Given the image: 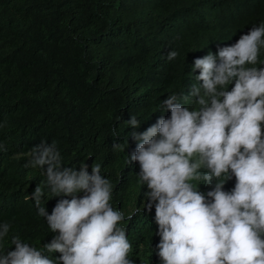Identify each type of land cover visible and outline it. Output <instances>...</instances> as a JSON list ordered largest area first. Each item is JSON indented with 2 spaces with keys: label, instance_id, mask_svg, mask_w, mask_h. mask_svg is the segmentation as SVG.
<instances>
[{
  "label": "trees",
  "instance_id": "trees-1",
  "mask_svg": "<svg viewBox=\"0 0 264 264\" xmlns=\"http://www.w3.org/2000/svg\"><path fill=\"white\" fill-rule=\"evenodd\" d=\"M261 22L264 0H0V224L10 225L4 249L14 250L10 241L19 235L43 251L56 235L31 197L37 185L49 214L71 199L54 197L41 169L24 166L42 141L56 143L62 166L79 171L84 162L91 174L99 164L113 185V207L126 216L149 202L139 163H128L137 146L131 133L169 118L161 106L173 93L195 108L190 93L202 81L194 60ZM170 50L179 53L174 61ZM131 116L138 128L125 123ZM114 143L125 147L114 150ZM193 183L206 198L215 185ZM235 183L233 176L224 191ZM154 217L153 204L123 223L134 264H161Z\"/></svg>",
  "mask_w": 264,
  "mask_h": 264
},
{
  "label": "clouds",
  "instance_id": "clouds-1",
  "mask_svg": "<svg viewBox=\"0 0 264 264\" xmlns=\"http://www.w3.org/2000/svg\"><path fill=\"white\" fill-rule=\"evenodd\" d=\"M262 49L264 22L235 43L218 45L216 54L197 57L193 70L202 84L190 93L196 107L178 103L173 93L161 106L170 110L169 118L131 133L137 146L128 163H139L138 182L147 185L149 202L127 216L113 207V185L99 164L91 165V174L84 162L77 171L62 166L55 142L35 145L24 166L41 169L54 197L71 199L59 200L49 214L40 206L45 192L37 185L31 197L56 235L43 251L19 235L11 238L14 250H5L10 225L0 224V264H134L123 223L153 204L161 264H264V67H257L264 64ZM178 55L170 50L167 60ZM125 123L140 126L135 116ZM124 147L113 144L114 150ZM233 176L234 188L224 191ZM193 181L215 185L206 198ZM45 252L61 255L48 258Z\"/></svg>",
  "mask_w": 264,
  "mask_h": 264
}]
</instances>
